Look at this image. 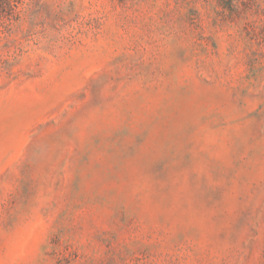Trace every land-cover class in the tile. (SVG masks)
Wrapping results in <instances>:
<instances>
[{
  "label": "rangeland",
  "instance_id": "374dc122",
  "mask_svg": "<svg viewBox=\"0 0 264 264\" xmlns=\"http://www.w3.org/2000/svg\"><path fill=\"white\" fill-rule=\"evenodd\" d=\"M0 264H264V0H0Z\"/></svg>",
  "mask_w": 264,
  "mask_h": 264
}]
</instances>
